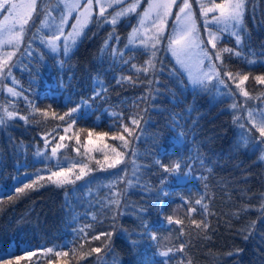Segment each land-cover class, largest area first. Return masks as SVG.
Segmentation results:
<instances>
[{"label": "trees", "instance_id": "obj_1", "mask_svg": "<svg viewBox=\"0 0 264 264\" xmlns=\"http://www.w3.org/2000/svg\"><path fill=\"white\" fill-rule=\"evenodd\" d=\"M38 22L27 26L25 43ZM137 22L133 14L121 18L115 28L104 22L89 26L67 57L47 59L41 51V57L12 67L18 96L0 86V113L8 109L18 114L0 126V255L10 257L0 264H15L12 254L24 255V248L36 254L19 264H264V160L253 148L255 141L245 143L240 127L250 109H264V85L254 79L264 75V0H247L242 55L223 54L224 70L235 78L224 77L231 96L223 86L219 91H193L167 50V39L153 60L155 73L136 72L132 65L145 67L150 56L129 44ZM169 30L170 24L166 34ZM105 41L111 46L102 51ZM219 46L235 47V42L223 40ZM113 47L122 59H114ZM245 74L249 80L242 87L250 99L235 87ZM122 77L131 79L118 84ZM97 81L106 90L94 99V91H101ZM77 107L72 119L59 118ZM121 117L131 135L120 128ZM130 117L139 120V126L131 124ZM237 118L239 123H234ZM113 135H123L127 147L112 140ZM57 144L64 146L53 156ZM113 147L121 152L122 163L108 168L116 158ZM38 149L47 155H38ZM158 158L166 165L182 162L179 174L163 172L155 165ZM82 164L89 170L76 180ZM68 166L72 183L49 182L15 193V187L22 186L16 178L30 182L25 173L47 176ZM113 193L122 215H116V205L108 206ZM189 208L196 211L189 213ZM140 209H148L142 220L158 240L142 235ZM193 220L208 226L197 227ZM81 228L87 236L76 235L74 230ZM102 232L113 235L91 239ZM182 243L184 252H176ZM92 247H100L101 253H91ZM169 248L175 253L171 259L160 255ZM57 251L68 256L57 257Z\"/></svg>", "mask_w": 264, "mask_h": 264}, {"label": "snow or ice", "instance_id": "obj_2", "mask_svg": "<svg viewBox=\"0 0 264 264\" xmlns=\"http://www.w3.org/2000/svg\"><path fill=\"white\" fill-rule=\"evenodd\" d=\"M200 4L201 16L204 18V31L207 34V39L199 35V30L197 28V21L193 17L192 13V4L189 0H183L182 5L179 6V11L175 13L176 17V27L172 34H166V17L172 15V7L177 4V0H147V7L144 9L143 13H140L138 9L141 6V0H86V2L81 6L77 0H62L64 4L65 15L61 16L60 25L57 27V33L46 41L47 45L51 48L52 52H57L58 42L63 40V53L65 57L69 55L72 48L75 47L78 39L81 37L83 29L88 24L90 19H93V11L95 8H98V12L95 15L97 23H110L113 28L117 25L121 17H127L132 14H136L140 17L138 21V26L133 27L132 32L129 34L130 44H136L138 47L144 48L147 52L150 53L149 59L145 62V67H137L132 65L136 72H144L145 74L150 71L155 73V66L153 63L154 58L157 55V52L161 50L160 46L164 39H167L168 46L167 50L171 52V55L175 58L176 63L184 68L188 73V82L192 85L193 91L200 89L201 91H211L213 88H216L219 91L218 86H223L225 89H229L225 95L231 96L234 93L231 91V85L224 79L228 77L229 80H234L233 74L229 71L224 70L225 65V56L224 53L234 56H241V46L244 44L245 36V25L243 23L247 0H220L219 3H215L214 0H210L209 3H205V0H196ZM37 0H0V16L3 17V20H0V76H3L4 73H7L9 76L12 72V60L13 52H3L5 46L16 47L18 46L20 40L23 38V33L25 26L28 25L29 20L32 17V14L37 11ZM83 8V11L80 12L76 17V24L72 25V30L68 34L64 35L63 25L67 22L68 15L76 11L79 8ZM108 9H113V13H109ZM118 9V10H117ZM211 18H209V14ZM109 16L111 19L109 20ZM146 21H151L152 33L146 35L148 29L146 28ZM225 35L234 38L235 47H223L219 45ZM113 36L110 33L109 39ZM118 40L119 38L116 37ZM111 45L109 41H105V48L102 51L107 50ZM114 59L117 55L122 59L123 54L115 47L112 49ZM125 64H128L129 61H124ZM253 63V61H249ZM206 69V70H205ZM130 77H122L116 82L118 84L122 83L123 80ZM255 81L258 84L264 85V75H257L254 77ZM249 80L247 74L239 77V81L235 84L236 89L240 93L249 98V93L246 91L242 85ZM13 83L15 81L13 80ZM101 85V91H94L93 98H102L101 93L105 91L102 87V81H97ZM183 84V81H181ZM8 92L11 95L18 96L19 93L16 92L13 88H8ZM31 103V102H30ZM233 109L237 105H232ZM79 108H72L68 113H65L59 118L65 120V118L72 119L73 114L76 113ZM35 111H44L39 108H36ZM47 115V112H44ZM55 115V113H53ZM112 115L117 116V113H112ZM18 114L14 111L4 109L3 113H0V126L6 123V120L14 119ZM248 121L246 124H251V128L246 129V124H240L242 130L241 137L245 139V143H250L255 141L253 144L254 150L259 149L261 151V160H264V109L252 110L248 112ZM21 120H27L25 116H19ZM131 124L139 126L140 121L135 117H130ZM234 123H239V119H234ZM120 128L123 129V132L129 133L131 135L132 129L125 124L123 118H120ZM253 129L255 130L253 132ZM67 131V128L65 129ZM258 133V135H256ZM93 133L88 132V136L91 137ZM99 136H108V133L98 134ZM64 136L60 137V140L63 141ZM112 140L124 141L125 147H127V141L123 135H113ZM79 143V141H77ZM45 147H47L49 141L44 140ZM62 144H57L55 147H52L51 152L53 156H56L59 148L63 147ZM108 147V145H105ZM112 152L115 153L116 158L108 162V168H116L122 163L121 152L117 151L115 147L112 148ZM38 155H47L46 153H41L38 149ZM107 159V157H106ZM99 163V162H98ZM155 165L159 166L163 172L170 174H179V170L182 168L183 164L180 161H176L172 164H163L161 159L155 160ZM87 164H82L80 166V174L75 177L76 180H80L88 171ZM72 169L60 168L55 171H51L47 176L41 175L40 172L33 174L25 173L26 179L29 183H24L23 179L16 178V183L22 186L15 187L16 194H24L25 190H34L36 187L43 186L45 183H53L57 186H61L66 183H72L73 181L69 178ZM161 183H164L162 180ZM166 195V193H165ZM11 198V196H9ZM197 205H202L201 200L195 202ZM117 206L116 215H122L119 210L120 201L117 199V194L113 193L108 200L109 208L111 205ZM202 207H205L202 205ZM264 209V205H261ZM189 213L195 212V208H189ZM148 209H140L138 215L141 216L144 213H147ZM92 220H96V216H92ZM168 222L173 223V217H167ZM175 223L182 224V221L176 220ZM197 227L207 228L206 222L197 223L195 220L192 221ZM89 228L91 225L88 226ZM141 227L143 228L142 235H149L150 239L158 240L159 238L155 233H149V225L146 222H141ZM76 235L79 236L80 232H84L87 236L88 233L84 228L79 230H74ZM181 235H183V228L180 229ZM113 235V232L100 233L98 235L92 236L91 239L100 240L101 237H104L106 240L110 239ZM249 237H245L248 239ZM135 244V242H133ZM66 246V245H65ZM185 250V245L182 243L179 249H176V252L183 253ZM24 255H15V264H19L22 259H30L36 253L30 248L20 249ZM48 252H52L53 249H48ZM102 249L100 247H92L91 253H101ZM90 254V253H89ZM172 248H169L167 251L160 252V255L171 259L174 256ZM234 253H229L228 255H233ZM57 257L68 256V252L57 251L55 253ZM5 259H10V257H5L0 255V261ZM163 264H168V260H165Z\"/></svg>", "mask_w": 264, "mask_h": 264}, {"label": "rangeland", "instance_id": "obj_3", "mask_svg": "<svg viewBox=\"0 0 264 264\" xmlns=\"http://www.w3.org/2000/svg\"><path fill=\"white\" fill-rule=\"evenodd\" d=\"M77 2L82 6L86 2V0H77ZM189 2L192 4V13H193V17L197 21V28L199 30V35L204 37V39H207V34L204 31V18L200 14L201 13L200 4L197 3L196 0H189ZM209 2H210V0H205V3H209ZM214 2L219 3L220 0H214ZM40 3H41V6L39 5ZM182 3H183V0H177V4L173 5V7H172V10H171L172 15L165 18L167 21L166 25L170 24L169 34H172L175 30L176 23H177L175 13L179 11V6L182 5ZM37 5H38L37 11L32 14V17L29 20L28 25L31 24L32 21L35 22L38 20L39 22H38L37 27L33 29L31 37L27 41V43H25V38H26V28L28 25L25 26L23 38L20 40L18 46H16V47L5 46L3 48L4 53H7V52H13L14 53V55L12 56V60L10 61V63L12 64V67H14V66H16V67L20 66L21 67V65L23 66V64H22L23 61L26 60V62H27L28 58H34V55H36L37 57H41V55H40L41 51L48 54V56H46L47 59H49L50 58L49 56H51V55L52 56L56 55L58 57H60V56L65 57V55L63 53V40L58 42V50L55 53L52 52L51 48L46 43V41L48 39H50L53 36V34H58L57 33V27L60 25L61 16L66 14L62 0H37ZM146 7H147V0H141V6L138 9V11L140 13H143V11ZM82 11H83V8L81 7L79 9H77L76 11L72 12L70 15H68L67 22L63 25L65 36L68 34V32H70L72 30V25L76 24L77 15ZM113 11H114L113 9H108L109 13H113ZM97 12H98V8H95L93 11V19L89 20L88 24L83 29L81 37L78 39L77 43L82 38V36H84L87 28L89 26H93L97 23L96 19H95V15ZM211 15L212 14L210 13L209 18H211ZM121 18H126V17H121ZM137 18L139 21L140 17L137 16ZM110 19H111V16H109V20ZM0 20H3L2 16H0ZM107 24L111 25L110 23H107ZM136 26H138V22H137ZM146 28L148 29V32L146 33V35H150L152 33L151 21H146ZM223 40H232L233 42H235L234 38L227 36V35H225V37L222 39V41ZM77 43H76V45H77ZM129 44H130V42H129ZM165 44H167V46H168L167 40H166ZM76 45H75V47H76ZM132 45H134V44H132ZM75 47H73L72 50H75ZM72 50H71V52H72ZM169 53L171 55L170 51H169ZM171 57H172L173 61L175 62V64L177 65L180 73L184 76L185 80L188 82L187 71L176 63V60L172 55H171ZM6 79H9V82H7ZM14 84L15 83H13L11 75L9 76L7 73H4L3 76H0V86L2 88L4 86V89L6 90V92H8V88L14 89ZM188 84L192 88V85L189 82H188ZM11 96L15 97L14 95H11ZM61 168L72 169V166L61 167Z\"/></svg>", "mask_w": 264, "mask_h": 264}]
</instances>
